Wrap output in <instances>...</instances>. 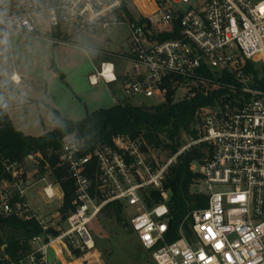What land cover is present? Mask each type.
<instances>
[{
  "label": "built area",
  "instance_id": "1",
  "mask_svg": "<svg viewBox=\"0 0 264 264\" xmlns=\"http://www.w3.org/2000/svg\"><path fill=\"white\" fill-rule=\"evenodd\" d=\"M130 2L0 0V55L6 56L5 49L10 48L11 32L61 43L52 39L53 33L96 32L125 25L129 37L124 51L113 57L130 63L136 72L125 76L127 98L165 102L169 92L185 95L197 84L222 86L237 97L201 108L193 125L195 136L163 167L150 165L145 143L129 136H117L110 145L90 149L74 134L66 136L56 154V168L67 171L75 189L74 209L65 218L58 213L40 219L27 199V192L41 182L46 183L43 192L48 200L63 199L59 184L47 175L37 179L41 162L52 175L42 154L6 164L8 178L0 183V219L35 221L42 233L32 239V252L19 261L1 246L2 263L50 264V252L59 261L71 251L83 256L92 253L96 243L89 226L107 205L120 203L135 209L129 227L156 264H264V88L260 84L264 79V0H145L151 11L142 10L139 22L127 12ZM162 36L169 38L160 40ZM3 64L11 65L9 81L20 86L13 62L4 58ZM248 66L259 75L248 73ZM223 76L231 83H221ZM118 81L112 61L102 62L89 76L92 87ZM199 145L206 146L207 158L192 164L191 171L200 177L207 206L192 212L179 226L177 238L170 241L174 231L164 181L177 158ZM149 190L159 192L162 199L152 209L144 200ZM186 223L189 232L184 229Z\"/></svg>",
  "mask_w": 264,
  "mask_h": 264
},
{
  "label": "rangeland",
  "instance_id": "2",
  "mask_svg": "<svg viewBox=\"0 0 264 264\" xmlns=\"http://www.w3.org/2000/svg\"><path fill=\"white\" fill-rule=\"evenodd\" d=\"M131 1L126 5L127 12L135 22H139L141 11H151V7L147 5L145 0ZM191 1L196 2V0ZM63 36L66 40L70 39L69 43L53 47L52 44L49 45L42 40L37 42L35 39L10 33V41H12L10 43L15 46L17 52L21 43L35 45L32 47L34 48L32 54L27 55V60H31L29 64L19 59L17 61L18 66L21 62L25 63V66L29 65L27 67L33 72L34 82L29 84L25 82L23 86H1L3 91L11 97L9 100L11 108L9 107V109L17 131L34 138L51 133L54 130L53 119L56 110L63 112L68 120L79 122L87 114L113 107L117 101L128 102L133 106L148 107L162 103L157 98L136 97L129 99L123 92V86L126 82L124 77L136 73L130 63L113 57V55H118L124 51L123 43L129 37V31L125 25L114 26L105 31L97 30L96 32L88 29L67 34L66 30ZM44 56H47L50 65L54 64V67L52 66L50 69V74L45 73L46 69L43 68L42 57ZM4 58L9 60V54L0 55L2 74H5L6 70H11L10 64H3ZM105 61L115 63L117 76L120 77L118 83L107 85L101 82L97 87L90 86L89 76L93 75L95 70L99 69L101 63ZM182 141L185 146L191 140L184 136ZM201 146L203 145L192 147L188 152ZM202 153H206V149ZM146 158L150 165L157 168L166 165L172 157L168 152L160 151V153H148ZM45 172L37 179L47 175L53 181L52 177L48 175V171ZM45 186L46 183L41 182L26 194L33 211L38 214L40 219H49L51 216L60 213L64 203L61 196L51 201L48 200L43 192ZM191 193L202 195L199 181L192 186ZM135 213L134 208H127L121 214V222H118L112 214L107 212L100 214L89 226L96 243V250L75 260H82L83 264H156L151 253L146 252L141 247L136 235L129 227V221ZM52 257L50 252V264L54 263ZM66 260L67 263H72L74 257H69ZM74 264H77V261Z\"/></svg>",
  "mask_w": 264,
  "mask_h": 264
},
{
  "label": "trees",
  "instance_id": "3",
  "mask_svg": "<svg viewBox=\"0 0 264 264\" xmlns=\"http://www.w3.org/2000/svg\"><path fill=\"white\" fill-rule=\"evenodd\" d=\"M160 40L169 38L162 36ZM55 42L69 43L65 37L55 32L52 35ZM248 73L255 77L259 72L248 66ZM207 76V75H206ZM221 83H231V79L223 76ZM264 88V79L261 81ZM178 96V98H177ZM180 96V97H179ZM227 88L212 85L197 84L191 87L187 94L176 95L169 92L165 102L151 106H133L128 102H117L109 109H101L87 114L79 122L68 120L58 111H54V130L39 138L25 136L17 131L8 114L5 106L1 85H0V183L7 179L5 173L6 164L22 163L32 154H42L45 161L52 169V180L59 184L63 191V207L60 214L63 218L74 209L75 189L73 182L68 178L67 171L57 169V152H59L63 139L68 135H75L82 140L87 149L94 145H110L112 139L117 136H129L133 140H140L145 143L143 151L148 153L168 152L174 157L184 146V136H195L193 125L196 121V114L201 108L215 106L226 98L232 99ZM206 149L203 145L192 149L177 158V163L172 165L164 181V190L169 193L167 203L169 209L170 225L174 236L170 241L177 238V230L183 221L194 211L204 209L207 206L205 195L191 193V188L199 181V175L191 171L193 163L201 164L206 158ZM45 162L40 163L39 172L44 175ZM144 200L149 209L162 203L159 192L149 190L144 195ZM126 208L120 203L107 205L103 212L112 214L118 222H121V214ZM185 231H190L188 223L184 225ZM42 231L35 221H24L19 218L7 220L0 219V247L5 246L4 252L14 261H19L32 252L31 241L34 237L41 235ZM74 259L81 258L79 252L71 251ZM77 260V264H82ZM0 264H3L0 259Z\"/></svg>",
  "mask_w": 264,
  "mask_h": 264
},
{
  "label": "crops",
  "instance_id": "4",
  "mask_svg": "<svg viewBox=\"0 0 264 264\" xmlns=\"http://www.w3.org/2000/svg\"><path fill=\"white\" fill-rule=\"evenodd\" d=\"M12 34H17V35L23 36V37H29L30 39H33V40L35 39L37 42H39V41L42 40V41H45L49 45L52 44L53 47L54 46H57L59 44H64V43H54L52 40H50V39H48L46 37H44V38H36L34 36H31V35L21 34V33H17V32H12ZM69 37H71V36L69 35ZM68 41H70V39ZM10 42L12 43V41H10ZM11 43H10V48L5 49V52L9 54V60L13 62L14 66H15V70H16L18 76L22 80V83H21L20 86H23L25 82H27L28 84L29 83H33L34 82L33 81V72H32L31 69H29V67H27V65L30 63L31 60H27V55H29V53L32 54V52L34 50V48H32V47H34L35 45H33V44L26 45V44L20 42L21 44H20L19 50L17 52L15 50V46H13ZM42 58H43V62L42 63L44 65L43 68L46 69V72L45 73L50 74V69H52V66L54 67V64L53 65H50V63H49V61L47 59V56H44ZM18 59L19 60H22V62H25L26 61V63L28 62V64L25 66V63H22L21 62L20 63V66H18L17 65ZM1 72H2V70L0 71V85L1 86L3 85L5 87L6 86L7 87H14V85L9 81V75L12 73V68H11V70H6L5 71V74H2ZM55 72L57 73V70H55ZM55 75H54V77H55ZM1 91H2L3 100H4L5 106L7 108V111H8L9 117H10V120H11V122L13 124V121H12V118H11V114H10L11 112H10V109H9V107L11 108V106H10L11 103L9 101V100H11V97L3 91V88L2 87H1ZM116 103L114 105H116ZM58 112L62 115V117H65V118L68 119V117L63 112H61L59 110H58ZM13 126L16 129V127H15L14 124H13ZM52 255H53L52 258H53V261H54L53 264H74L77 261V260L74 259V262L67 263V260L66 259L69 258V257L70 258L72 257V255H70V254H65V256L61 258V261L57 260L54 254H52ZM85 259H86V257H85ZM81 263L83 264V261Z\"/></svg>",
  "mask_w": 264,
  "mask_h": 264
},
{
  "label": "snow or ice",
  "instance_id": "5",
  "mask_svg": "<svg viewBox=\"0 0 264 264\" xmlns=\"http://www.w3.org/2000/svg\"><path fill=\"white\" fill-rule=\"evenodd\" d=\"M261 11H262V12H264V8H262V9H261ZM240 199H243V197H240ZM209 231H211V229H209ZM144 238H145V239H148V237H147V236H145ZM216 247H217V248H219V247H221V245H220V244H217V245H216ZM200 258L203 260V259H204V256H203V255H201V257H200Z\"/></svg>",
  "mask_w": 264,
  "mask_h": 264
},
{
  "label": "water",
  "instance_id": "6",
  "mask_svg": "<svg viewBox=\"0 0 264 264\" xmlns=\"http://www.w3.org/2000/svg\"><path fill=\"white\" fill-rule=\"evenodd\" d=\"M177 25H178V26L180 25V21L177 22Z\"/></svg>",
  "mask_w": 264,
  "mask_h": 264
}]
</instances>
